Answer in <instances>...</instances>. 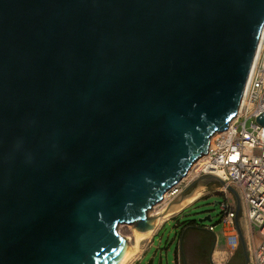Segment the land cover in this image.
Masks as SVG:
<instances>
[{"label":"water","instance_id":"water-1","mask_svg":"<svg viewBox=\"0 0 264 264\" xmlns=\"http://www.w3.org/2000/svg\"><path fill=\"white\" fill-rule=\"evenodd\" d=\"M262 28L264 0H0V264H116L119 225L153 231L237 111Z\"/></svg>","mask_w":264,"mask_h":264},{"label":"built area","instance_id":"built-area-1","mask_svg":"<svg viewBox=\"0 0 264 264\" xmlns=\"http://www.w3.org/2000/svg\"><path fill=\"white\" fill-rule=\"evenodd\" d=\"M261 112H264V28L237 111L224 130L210 136L192 177L212 174L223 180L225 185L217 188L224 196L218 202L219 221L227 227L231 250L238 244V232L235 203H228L226 187L231 186L237 192L245 218L259 235L256 243L247 244L250 264H264V126L255 120ZM176 186L171 194L178 190ZM206 229L213 232L214 224L206 225Z\"/></svg>","mask_w":264,"mask_h":264},{"label":"rangeland","instance_id":"rangeland-1","mask_svg":"<svg viewBox=\"0 0 264 264\" xmlns=\"http://www.w3.org/2000/svg\"><path fill=\"white\" fill-rule=\"evenodd\" d=\"M196 167L197 164L188 170V175L178 183L176 186L178 190L174 194L169 193L164 201H160L149 210L150 216H159L167 205L195 180L192 177ZM200 186L204 188L201 191L202 195L200 194L199 197L185 204L179 210L170 212L165 217L163 216L164 218L150 232L149 238L141 241L140 251L129 264H228L229 261H222L211 254L213 241L202 230L190 229L186 231V226L191 220H195L199 226L214 224L216 232L222 228V223L219 221V204H214L224 198L223 194L217 190L221 185L215 182L207 185L197 184L192 190L188 191L187 196ZM185 198L175 204L181 203ZM227 200L230 205L235 203L234 197L229 192L227 193ZM207 214L210 215V221L198 222V218ZM177 216H180L178 218L179 223L176 221ZM117 230L127 238L130 244L133 243L134 231L132 225L121 224ZM183 234H185V242L179 245L178 238ZM230 249L232 248L230 247ZM246 252L248 255L247 244ZM247 264H250L249 259Z\"/></svg>","mask_w":264,"mask_h":264},{"label":"crops","instance_id":"crops-1","mask_svg":"<svg viewBox=\"0 0 264 264\" xmlns=\"http://www.w3.org/2000/svg\"><path fill=\"white\" fill-rule=\"evenodd\" d=\"M180 216L176 217V220L178 221V218ZM238 227L240 229V232L242 233L243 239L245 241V245L251 243H256L259 240L258 233L253 230L245 218V215L243 214L242 207L240 206V211L238 215ZM199 229L202 230L208 237L213 239L212 244V253L215 258H219L220 260L229 261L233 256L236 254H241L242 259H244L243 250L240 248V239L238 236V244L237 246L231 250L230 249V238L227 236V227L222 226L220 231L216 232L215 228L213 232H210L206 229V226H199ZM185 240L182 242L184 243ZM174 243V242H173ZM248 250V248H247ZM214 259V258H213ZM249 259V258H248ZM215 261V260H214Z\"/></svg>","mask_w":264,"mask_h":264},{"label":"bare ground","instance_id":"bare-ground-1","mask_svg":"<svg viewBox=\"0 0 264 264\" xmlns=\"http://www.w3.org/2000/svg\"><path fill=\"white\" fill-rule=\"evenodd\" d=\"M232 119V118H231ZM215 133H213L212 135H214ZM210 138L211 137H209V140H210ZM199 159V158H198ZM198 159L197 160H195L194 161V163L196 164V162L198 161ZM194 163H192V165L190 166V168L191 167H193L195 164ZM189 168V169H190ZM188 172V171H187ZM187 175V174H186ZM174 189V188H173ZM173 189H171V190H169V191H166L165 193H164V195H163V198H162V200L164 201L169 195V193H172L173 192ZM204 188L202 187V186H200V187H197L191 194H189L184 200H182V202L181 203H179V204H175V205H171L170 206V208L166 211V213H165V215H163L164 217L166 216V215H168V214H170V212H173V211H175V210H179L181 207H183L185 204H187V203H189V202H191V201H193V200H195L197 197H199V195L201 194L202 195V193H201V191L203 190ZM183 199V198H182ZM161 200V201H162ZM152 209V208H151ZM163 216H161V215H159V216H157V218H156V222H155V227H156V225L159 223V221L161 220V219H163L164 217ZM151 232V231H150ZM150 232H147V233H143V234H141V233H136V232H133V236H134V241H133V243L132 244H130V243H128V246H127V248H126V250H125V252H124V254L122 255V257L116 262V264H129L134 258H135V256L137 255V253L140 251V243H141V241L142 240H144V239H146V238H149V234H150Z\"/></svg>","mask_w":264,"mask_h":264},{"label":"trees","instance_id":"trees-1","mask_svg":"<svg viewBox=\"0 0 264 264\" xmlns=\"http://www.w3.org/2000/svg\"><path fill=\"white\" fill-rule=\"evenodd\" d=\"M177 221V220H176ZM177 223H179V221H177ZM190 229H199L198 227V224L196 223L195 220H191L189 221V224L186 226V231H189ZM186 234V233H185ZM185 234L181 235L179 238H178V241H179V245L182 244L184 238H185ZM213 241V239H212Z\"/></svg>","mask_w":264,"mask_h":264},{"label":"flooded vegetation","instance_id":"flooded-vegetation-1","mask_svg":"<svg viewBox=\"0 0 264 264\" xmlns=\"http://www.w3.org/2000/svg\"><path fill=\"white\" fill-rule=\"evenodd\" d=\"M240 248L242 250V246H241V243H240ZM244 254V253H243ZM248 256V255H247ZM245 261H246V258H245V255H244V259H242V256L241 254H236L235 256H233L228 264H245Z\"/></svg>","mask_w":264,"mask_h":264}]
</instances>
